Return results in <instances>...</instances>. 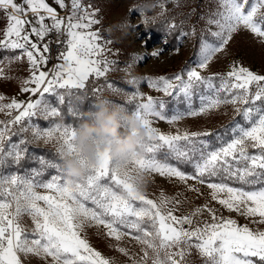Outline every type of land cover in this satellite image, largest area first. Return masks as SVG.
Masks as SVG:
<instances>
[{
    "label": "rangeland",
    "instance_id": "rangeland-1",
    "mask_svg": "<svg viewBox=\"0 0 264 264\" xmlns=\"http://www.w3.org/2000/svg\"><path fill=\"white\" fill-rule=\"evenodd\" d=\"M44 1L67 11L75 52L51 77L43 70L51 25L41 52L21 50L30 25L0 6V49L16 52L0 59V264H264V188L205 183L152 154H182L181 141L218 136L231 123V139L204 142L198 173L228 159L264 167V0L33 3ZM78 60L89 77L108 80L100 96L136 103L133 143L56 121L59 89L74 88ZM199 82L206 91L194 104ZM168 96L185 107L163 112L157 100ZM22 144L51 148L79 172L46 181L4 172Z\"/></svg>",
    "mask_w": 264,
    "mask_h": 264
},
{
    "label": "trees",
    "instance_id": "trees-1",
    "mask_svg": "<svg viewBox=\"0 0 264 264\" xmlns=\"http://www.w3.org/2000/svg\"><path fill=\"white\" fill-rule=\"evenodd\" d=\"M178 30L179 27L173 34H177ZM14 55H16L15 51L0 49V59ZM107 83L106 78H96L91 75L84 86L59 89L63 95V102L58 106L60 116L56 121L62 126L72 127L81 135L133 143L134 136L128 120H130L137 105L135 102L128 103L116 96H107V98L100 96L99 88L108 87ZM114 84L122 86L117 82ZM192 91L194 104H197L199 94L206 91V82L194 84ZM157 101L164 103L165 109H162V111L167 114H170L175 106L183 109L186 103L183 99L175 102L174 96H168ZM176 103H179V105ZM168 109L169 112L166 111ZM239 120L244 122L242 117ZM229 124L218 130V136L212 133L196 138L199 140L181 141L182 154L177 155L165 147L159 148L152 154L160 162L172 165L182 173L192 175L205 183L225 185L244 191L263 189L264 167L249 166L242 161L228 159L225 162H220L210 172L201 175L198 173L195 163L206 157L204 142L216 145L220 140L225 142L231 139L232 124L230 126ZM12 140L13 142L17 141V137H12ZM200 141H203V145L200 144ZM22 147L25 149L22 148L23 152L20 157L6 160L4 172L16 173L17 176L31 174L30 176L35 180L41 181H46L54 175L59 176L60 173L64 172H68L73 176L74 173L79 172L78 167L70 164L68 160L61 159L51 148H36L26 144H22ZM115 225L125 233L137 234L135 230L125 226L126 224L117 223ZM138 225L140 228L147 226L143 221H138ZM260 263L262 262L260 261Z\"/></svg>",
    "mask_w": 264,
    "mask_h": 264
},
{
    "label": "crops",
    "instance_id": "crops-1",
    "mask_svg": "<svg viewBox=\"0 0 264 264\" xmlns=\"http://www.w3.org/2000/svg\"><path fill=\"white\" fill-rule=\"evenodd\" d=\"M27 1V3H26ZM44 3H41L39 6L38 4H34L33 0H25V1H18V0H0V6L5 7L8 9L13 15L18 17L20 21H22V24L25 22H28L30 25V32L24 33V35H27L26 38H23V42L20 43L21 50L22 49H28L29 47L35 48L36 50L41 52V49H43V40L45 36V26L48 25L46 23H49V26L52 24L56 25H67L69 26L72 22L68 20L69 17L62 16L63 12H60V9H53L49 5H45ZM55 11V12H54ZM65 12V11H64ZM50 15H53L52 18ZM59 16L60 18H55ZM42 17V19H41ZM64 17V18H63ZM44 20V21H42ZM25 40V41H24ZM70 44V43H69ZM75 52L74 49L68 45L67 53L66 55L60 60V64L69 65L71 64V59H75L74 56ZM79 73L78 78H76V81L74 83H71L72 87H76L83 84L87 78L89 77L88 67L85 61L78 60L72 75L75 73ZM89 73V74H88ZM84 74V75H82ZM69 82V81H68ZM70 83V82H69Z\"/></svg>",
    "mask_w": 264,
    "mask_h": 264
},
{
    "label": "built area",
    "instance_id": "built-area-1",
    "mask_svg": "<svg viewBox=\"0 0 264 264\" xmlns=\"http://www.w3.org/2000/svg\"><path fill=\"white\" fill-rule=\"evenodd\" d=\"M67 11L62 16L67 17ZM70 43L65 26L51 25L48 28V42L43 51V70L51 77L60 60L66 55Z\"/></svg>",
    "mask_w": 264,
    "mask_h": 264
}]
</instances>
